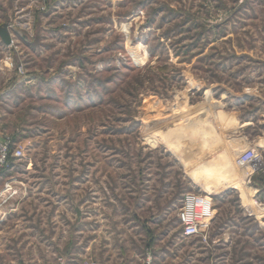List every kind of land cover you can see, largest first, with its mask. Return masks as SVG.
Segmentation results:
<instances>
[{"label":"rangeland","instance_id":"rangeland-1","mask_svg":"<svg viewBox=\"0 0 264 264\" xmlns=\"http://www.w3.org/2000/svg\"><path fill=\"white\" fill-rule=\"evenodd\" d=\"M1 27L12 44L0 38V143L23 156L0 175V218L15 211L38 229L44 200L78 189L91 203L107 187L129 203L118 213L135 210L163 238L181 231L183 196L208 193L207 241L183 237L159 264H208L220 225L240 229L219 263L264 264L253 200L264 173L248 178L217 152L218 113L234 109L264 155V0H0Z\"/></svg>","mask_w":264,"mask_h":264},{"label":"crops","instance_id":"crops-1","mask_svg":"<svg viewBox=\"0 0 264 264\" xmlns=\"http://www.w3.org/2000/svg\"><path fill=\"white\" fill-rule=\"evenodd\" d=\"M237 113L234 109L231 115L223 111L218 113L223 118L217 146V152L222 156L218 162L222 166L237 163L241 155L252 148V142ZM89 194L93 202L85 204L81 202L78 189L72 192L71 197L55 194L44 200V216L38 229L36 225H32L31 229L29 224L12 218L15 211L10 212L8 218L0 222V258L10 256L15 248L18 256L9 264H84L87 261L100 264H140L148 255L152 257L153 264H159L166 261L168 253L164 248L167 245L176 248L179 241L185 240L182 231L177 235L168 229L162 238V225H149L152 221H142L135 210L129 211V216L118 213L116 210L124 205L129 207V203L115 201L113 192L107 187ZM6 225L10 226L7 228ZM65 225L72 227L66 229ZM220 226L222 231L227 232L222 237L212 238L213 243L207 248L215 250L218 255H207L208 264H223L219 262L227 261L226 256L220 254L226 251L229 242L224 236H230L228 231L234 228L240 229L236 226ZM238 238L239 241L235 243L239 246L244 237L239 234ZM221 246L224 248L220 249ZM168 251L171 252L169 248ZM190 255L186 262L194 264L193 255ZM174 257L177 256L171 258Z\"/></svg>","mask_w":264,"mask_h":264},{"label":"built area","instance_id":"built-area-1","mask_svg":"<svg viewBox=\"0 0 264 264\" xmlns=\"http://www.w3.org/2000/svg\"><path fill=\"white\" fill-rule=\"evenodd\" d=\"M10 145L11 143L8 138H4L2 143H0V175L4 171L9 170L10 159L12 157L21 158L23 156V152L20 149H17L11 154ZM239 163L246 167L248 178H253L264 173V155L260 150L250 148L241 155ZM6 186L9 190H12L10 185L7 184ZM253 196L256 216L264 217V183L260 187H253ZM8 200V197L2 198V202L0 203V216L2 214L1 207ZM181 204L177 217L181 226L182 236L186 239L197 238L202 242H206L211 223L214 219L213 199L210 195L192 192L183 196ZM3 219L4 215L0 218V222ZM84 264L100 263L87 261ZM142 264H153L152 257L148 255Z\"/></svg>","mask_w":264,"mask_h":264},{"label":"water","instance_id":"water-1","mask_svg":"<svg viewBox=\"0 0 264 264\" xmlns=\"http://www.w3.org/2000/svg\"><path fill=\"white\" fill-rule=\"evenodd\" d=\"M0 38L6 46H10L12 44L11 36L6 27L0 28Z\"/></svg>","mask_w":264,"mask_h":264},{"label":"bare ground","instance_id":"bare-ground-1","mask_svg":"<svg viewBox=\"0 0 264 264\" xmlns=\"http://www.w3.org/2000/svg\"><path fill=\"white\" fill-rule=\"evenodd\" d=\"M236 181H239V178L235 179ZM241 180H244V178H242Z\"/></svg>","mask_w":264,"mask_h":264},{"label":"trees","instance_id":"trees-1","mask_svg":"<svg viewBox=\"0 0 264 264\" xmlns=\"http://www.w3.org/2000/svg\"><path fill=\"white\" fill-rule=\"evenodd\" d=\"M10 164H11V159H10Z\"/></svg>","mask_w":264,"mask_h":264}]
</instances>
